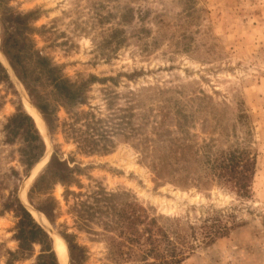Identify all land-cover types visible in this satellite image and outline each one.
<instances>
[{"label": "rangeland", "instance_id": "374dc122", "mask_svg": "<svg viewBox=\"0 0 264 264\" xmlns=\"http://www.w3.org/2000/svg\"><path fill=\"white\" fill-rule=\"evenodd\" d=\"M9 6L19 13L37 11L33 29L26 31L31 48L65 77L77 83L95 78L86 105L59 109L52 134L3 55L0 31V62L11 81H0V207L17 194L50 234L55 251L57 238L63 241L64 264H73L64 232L84 248L75 249L76 261L85 254L82 264H116L90 197L99 187L139 202L163 224L175 218L185 227L212 210L234 211L243 226L199 246L183 264H264V0H10ZM29 107L41 115L43 127L36 125L46 152L26 171L24 143L20 137L9 141L5 125ZM82 111L108 120L105 129L122 124L108 133L107 150H81L69 136L70 112ZM84 124L83 119L77 128L86 129ZM177 144L192 148L188 157L206 145L214 154L238 148L256 155L251 198L216 183L182 187L158 179L150 164L154 155ZM54 151L79 169L82 188L71 190L82 195L68 202L61 185L29 195ZM51 197L59 202L54 224L36 208ZM84 201L92 209L82 215L84 208L75 205ZM18 222L14 211L0 216V264H35L40 254L35 245L30 258L11 257L19 249Z\"/></svg>", "mask_w": 264, "mask_h": 264}, {"label": "trees", "instance_id": "16d2710c", "mask_svg": "<svg viewBox=\"0 0 264 264\" xmlns=\"http://www.w3.org/2000/svg\"><path fill=\"white\" fill-rule=\"evenodd\" d=\"M9 1L0 0L1 50L53 134L58 127L59 109L86 105L87 88L95 77L81 83L73 82L50 59L34 51L26 31L33 29L30 24L38 18L37 11L19 13L9 6ZM0 81L11 84L9 73L1 62ZM70 114L73 121L69 125V136L77 141L79 149L88 152L107 150L110 142L108 133L114 134L113 131L122 126L118 124L105 129L102 125L108 120L96 119L91 112ZM83 119L86 129H78L77 125ZM107 119L113 120V115ZM160 128L161 126L156 128L157 132ZM5 130L9 141L12 140L11 137L22 139L24 148L21 151V162L26 171L32 170L46 152V143L35 119L21 108L9 118ZM145 140L153 142L147 138ZM146 149H149L148 146ZM187 149L189 152L192 150L184 144H177L175 147H168V150L165 148L163 155L157 152L150 163L156 177L182 187H202L216 183L241 199L251 198L257 172L256 155L238 148L214 154L211 152V145H206L203 153L198 149L192 151L194 154L188 157ZM152 151H155L154 147ZM145 153L146 156L151 155L149 151ZM78 170V167H71L68 160H62L57 151H54L46 168L31 188L30 197L35 193L47 194L56 185L64 187L66 202L71 195H82L71 190L72 186L82 188L77 177ZM90 197L98 205L94 214L100 215L107 235L109 255L116 264H183L199 246L212 245L243 226L238 222L234 211L225 214L221 210H212L196 223L190 222L183 227L180 220L175 218H168V223L163 224L161 218L151 215L148 208L135 200L125 199L121 193H111L99 187ZM79 205L84 208L79 211L82 215V212H90L92 209L85 201L75 206L78 208ZM58 207L57 199L51 197L44 207L36 208L54 224ZM6 211H14L19 217L15 236L19 249L15 253L9 252L11 257L30 258L35 245H39L40 254L36 257L35 264H60L50 234L35 221L17 194L10 195L1 205L0 216ZM60 235L69 247L73 264L84 263L85 254L77 256L79 261L74 258L75 249L83 251L84 248L79 247L69 233Z\"/></svg>", "mask_w": 264, "mask_h": 264}, {"label": "bare ground", "instance_id": "6f19581e", "mask_svg": "<svg viewBox=\"0 0 264 264\" xmlns=\"http://www.w3.org/2000/svg\"><path fill=\"white\" fill-rule=\"evenodd\" d=\"M28 113L35 119L39 128L43 127V125H42L43 122L40 118L41 116H39L40 114H38L37 111H35L33 108L29 107ZM38 217L42 220L40 223L43 224L42 214L41 213L38 214ZM56 243H57V251H56L57 255L60 259L61 264H64V262L66 261V256H65L66 252L64 253V250L66 247H65L63 241L59 238H57Z\"/></svg>", "mask_w": 264, "mask_h": 264}]
</instances>
